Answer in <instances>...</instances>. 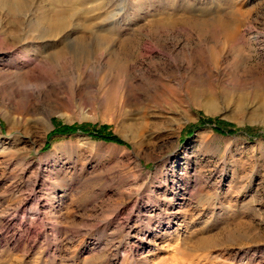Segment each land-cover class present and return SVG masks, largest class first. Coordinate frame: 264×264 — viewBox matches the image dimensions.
<instances>
[{"label": "rangeland", "instance_id": "obj_1", "mask_svg": "<svg viewBox=\"0 0 264 264\" xmlns=\"http://www.w3.org/2000/svg\"><path fill=\"white\" fill-rule=\"evenodd\" d=\"M144 263L264 264V0H0V264Z\"/></svg>", "mask_w": 264, "mask_h": 264}, {"label": "trees", "instance_id": "obj_2", "mask_svg": "<svg viewBox=\"0 0 264 264\" xmlns=\"http://www.w3.org/2000/svg\"><path fill=\"white\" fill-rule=\"evenodd\" d=\"M70 128H71V126H63L62 127V129H64V130H67V129H70ZM104 137L109 138V136H106V135H104Z\"/></svg>", "mask_w": 264, "mask_h": 264}, {"label": "bare ground", "instance_id": "obj_3", "mask_svg": "<svg viewBox=\"0 0 264 264\" xmlns=\"http://www.w3.org/2000/svg\"><path fill=\"white\" fill-rule=\"evenodd\" d=\"M166 200H167V199H166ZM169 202H170V200H169ZM169 202H168V203H169ZM166 214H167V213H166ZM144 237H145V238L147 237L149 240H150V238H151L149 235H147V233H144ZM119 245H120V244H119ZM144 245H145V244H144ZM146 245H147V243H146ZM144 264H147V263H144Z\"/></svg>", "mask_w": 264, "mask_h": 264}]
</instances>
